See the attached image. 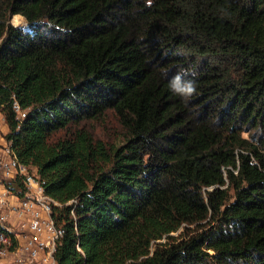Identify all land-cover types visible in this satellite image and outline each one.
<instances>
[{"label":"trees","instance_id":"obj_1","mask_svg":"<svg viewBox=\"0 0 264 264\" xmlns=\"http://www.w3.org/2000/svg\"><path fill=\"white\" fill-rule=\"evenodd\" d=\"M107 111L117 146L52 139ZM0 116L74 200L53 211L58 264H264V0H0Z\"/></svg>","mask_w":264,"mask_h":264},{"label":"built area","instance_id":"obj_2","mask_svg":"<svg viewBox=\"0 0 264 264\" xmlns=\"http://www.w3.org/2000/svg\"><path fill=\"white\" fill-rule=\"evenodd\" d=\"M11 107L17 119L25 117L17 101ZM3 127L5 122L0 123V264H58L64 228L53 211L74 200L62 204L46 193L45 181L35 167L19 161Z\"/></svg>","mask_w":264,"mask_h":264},{"label":"rangeland","instance_id":"obj_3","mask_svg":"<svg viewBox=\"0 0 264 264\" xmlns=\"http://www.w3.org/2000/svg\"><path fill=\"white\" fill-rule=\"evenodd\" d=\"M10 22L14 26L25 25V21L20 15H14ZM1 118L2 117H0V120ZM4 122V119H2L0 123L4 125ZM80 130L88 133L93 140L100 141V143L106 148L117 146L125 137V130L120 124L117 116L112 111H107L97 119L87 120L78 126H70L66 129L57 131L52 135V139L57 140L67 138L72 132Z\"/></svg>","mask_w":264,"mask_h":264},{"label":"clouds","instance_id":"obj_4","mask_svg":"<svg viewBox=\"0 0 264 264\" xmlns=\"http://www.w3.org/2000/svg\"><path fill=\"white\" fill-rule=\"evenodd\" d=\"M192 77L190 79L186 77ZM196 73L190 69L181 68L169 81V89L183 100L190 99L196 93Z\"/></svg>","mask_w":264,"mask_h":264},{"label":"crops","instance_id":"obj_5","mask_svg":"<svg viewBox=\"0 0 264 264\" xmlns=\"http://www.w3.org/2000/svg\"><path fill=\"white\" fill-rule=\"evenodd\" d=\"M3 126V125H2ZM3 129H4V132H7V127H3Z\"/></svg>","mask_w":264,"mask_h":264},{"label":"bare ground","instance_id":"obj_6","mask_svg":"<svg viewBox=\"0 0 264 264\" xmlns=\"http://www.w3.org/2000/svg\"><path fill=\"white\" fill-rule=\"evenodd\" d=\"M18 16V15H17Z\"/></svg>","mask_w":264,"mask_h":264}]
</instances>
